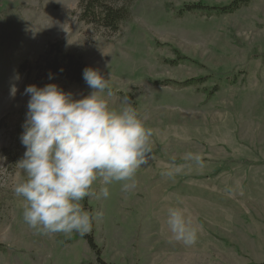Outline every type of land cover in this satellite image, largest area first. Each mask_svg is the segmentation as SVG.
Segmentation results:
<instances>
[{"label":"rangeland","instance_id":"374dc122","mask_svg":"<svg viewBox=\"0 0 264 264\" xmlns=\"http://www.w3.org/2000/svg\"><path fill=\"white\" fill-rule=\"evenodd\" d=\"M80 1L0 0V264H264V0L181 17L186 5L233 0H131V17L116 33L81 21ZM57 44L109 79L113 95H102L111 107L122 109L126 99L154 130L134 190L98 181L94 189L108 187L109 197L81 202L102 212L88 233L97 250L81 236L72 240L78 233H37L14 193L27 179L18 165L26 150L24 89L55 83L74 99L93 91L41 68ZM194 77L203 83H153ZM187 153H199L202 166ZM172 207L187 210L195 244L172 238Z\"/></svg>","mask_w":264,"mask_h":264},{"label":"clouds","instance_id":"9594fccd","mask_svg":"<svg viewBox=\"0 0 264 264\" xmlns=\"http://www.w3.org/2000/svg\"><path fill=\"white\" fill-rule=\"evenodd\" d=\"M83 79L93 91L80 99L55 83L24 89L30 97L20 137L26 150L18 165L27 179L14 193L26 201L24 222L39 234L89 233L102 212L90 213L81 202L110 195L108 187L97 192L93 186L115 181L123 182V191L134 190L137 170L152 152L154 130L138 111L126 99V106L116 110L102 95H113L109 79L90 67L83 70ZM16 91L13 85L11 94ZM185 159L202 166L199 153H187ZM166 223L175 241L196 243L198 229L186 209L169 208Z\"/></svg>","mask_w":264,"mask_h":264},{"label":"trees","instance_id":"16d2710c","mask_svg":"<svg viewBox=\"0 0 264 264\" xmlns=\"http://www.w3.org/2000/svg\"><path fill=\"white\" fill-rule=\"evenodd\" d=\"M252 1L253 0H233L225 6L214 7H204L201 4L186 5L178 10L177 16L181 17L185 14V12L199 9L208 10L209 13H234L243 7L249 6ZM80 10L79 19L81 21L114 33L119 31L123 23L130 19L132 13L131 0L128 3L125 1V3L121 5L114 4L110 0H81ZM182 59L178 58L173 62L177 63L178 60L180 61ZM41 68L49 74H56L67 78L70 81L81 83L84 81L83 70L87 68V66L81 61L80 57L76 56L74 53L64 50L61 45L57 44L48 52ZM21 70H26V63L21 65ZM203 79L204 77H194L182 82L170 79H157L153 80V83L163 86L177 85L179 87H186L192 86L194 82L202 84ZM215 89H217V87H215L214 90ZM73 236L72 240H76L79 236H81L89 242L92 249L97 250L98 247L92 234H76Z\"/></svg>","mask_w":264,"mask_h":264}]
</instances>
